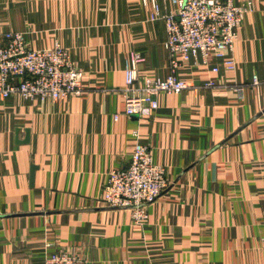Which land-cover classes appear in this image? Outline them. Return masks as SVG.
I'll use <instances>...</instances> for the list:
<instances>
[{
    "label": "crops",
    "instance_id": "1",
    "mask_svg": "<svg viewBox=\"0 0 264 264\" xmlns=\"http://www.w3.org/2000/svg\"><path fill=\"white\" fill-rule=\"evenodd\" d=\"M234 2L251 8L226 53L235 70L190 59L176 76L199 88L161 94L139 119L125 113V71L138 55L140 82L170 75L172 0H0V47L6 33L32 50L60 45L86 89L0 98V264H46L57 250L87 264H264V0ZM138 143L170 182L144 226L103 200Z\"/></svg>",
    "mask_w": 264,
    "mask_h": 264
},
{
    "label": "built area",
    "instance_id": "2",
    "mask_svg": "<svg viewBox=\"0 0 264 264\" xmlns=\"http://www.w3.org/2000/svg\"><path fill=\"white\" fill-rule=\"evenodd\" d=\"M177 5L175 14L164 15L167 31L166 47L170 55L171 73L163 80L140 82L133 55L125 71V113L139 119L151 117L159 108L161 94H179L195 84L177 78V71L190 59L214 55L223 60L227 71L235 70V62L226 59L227 51L238 40L237 30L243 25L250 5L238 6L234 0H172ZM158 12V7L155 5ZM0 47V98L20 96L30 101H59L81 98L83 73L71 63L69 52L57 45L49 50H32L20 33L3 35ZM215 73L220 71L215 67ZM254 86L260 83L254 78ZM204 89L217 87L214 81L200 85ZM238 92L243 88L234 87ZM118 120V115H115ZM165 169L153 162L150 148L138 143L127 167L114 169L104 189V203L110 209L129 210L136 224L144 219L143 200L154 203L169 188ZM110 202L113 206L110 207ZM149 205V204H148ZM46 264H87L79 257L57 250Z\"/></svg>",
    "mask_w": 264,
    "mask_h": 264
},
{
    "label": "rangeland",
    "instance_id": "3",
    "mask_svg": "<svg viewBox=\"0 0 264 264\" xmlns=\"http://www.w3.org/2000/svg\"><path fill=\"white\" fill-rule=\"evenodd\" d=\"M74 67H76L75 65H74V63L72 62L71 63ZM77 68V67H76ZM78 69V68H77ZM80 70V69H79ZM81 71V70H80ZM82 72V71H81ZM257 81L259 82V83H261V81L257 78ZM255 82V80L252 82V84ZM84 86V85H83ZM236 87H239V88H243V86L242 85H238V86H236ZM84 89H85V87H83ZM86 90V89H85ZM113 202H110V207H112L113 206V204H112ZM149 204V205H148ZM153 204V203H152ZM152 204H150V200H143V202L141 203V205H144V210H146V212H145V216H144V219L142 220V222L140 223L142 226H144L145 224H147V222L149 221V218H150V214H149V207H150V205H152ZM106 206H108V205H106ZM116 210V209H115ZM131 215H132V212H131ZM132 220L135 222V220L133 219V216H132Z\"/></svg>",
    "mask_w": 264,
    "mask_h": 264
},
{
    "label": "water",
    "instance_id": "4",
    "mask_svg": "<svg viewBox=\"0 0 264 264\" xmlns=\"http://www.w3.org/2000/svg\"><path fill=\"white\" fill-rule=\"evenodd\" d=\"M28 139H29V131H27L26 141H22V142L23 143L24 142H27ZM35 169H36V167L35 166H32V168H31V183L33 182V179H34Z\"/></svg>",
    "mask_w": 264,
    "mask_h": 264
}]
</instances>
